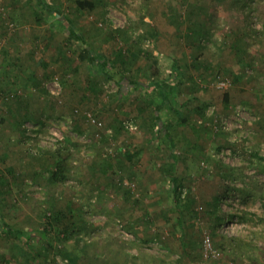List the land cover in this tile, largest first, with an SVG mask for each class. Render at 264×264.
Masks as SVG:
<instances>
[{
    "label": "rangeland",
    "instance_id": "obj_1",
    "mask_svg": "<svg viewBox=\"0 0 264 264\" xmlns=\"http://www.w3.org/2000/svg\"><path fill=\"white\" fill-rule=\"evenodd\" d=\"M8 2H0V29L27 34L32 30L28 35L36 39L12 50L11 43L19 44L0 38V65L5 64L1 59L19 64L11 67L6 62L0 70V155L7 154L6 166L0 160V173L8 177L12 195L11 200L0 196V223L32 230L28 223L40 220L36 215L40 209L54 201L56 209L75 204L72 208L81 207L96 229L69 239L65 246L95 259L93 264H264L263 252L259 261L255 258L256 247L264 250V0H235L240 11L233 9L231 0H98L100 7L93 12L77 11L75 0H44L55 12H46L45 19L35 23V6H25L23 13L31 18L25 27L11 21ZM189 12L199 46L184 37L193 32L186 20ZM242 12L248 14L251 29L247 54L232 48L234 31L243 25ZM64 18L72 26L63 29ZM77 37L91 54L85 60L78 57L82 44ZM59 48L72 61L61 91L57 93L52 82L55 76L45 81L44 94L28 89L19 77L30 70L42 77L56 69L62 60ZM119 50L124 59L131 53L133 57L116 72L106 62L114 61ZM140 51L151 52L159 62L165 78L161 94L152 87L153 79L145 77L150 62ZM194 58L201 62L197 68L191 67ZM176 60L183 66L180 74L172 69ZM98 61L106 67L97 69ZM23 98L29 99L37 117L54 115L44 127L35 119L27 121L21 138L12 112ZM164 103L180 110L185 123L177 124L178 116ZM155 105L171 122L168 135L153 134L156 127L149 118ZM79 112L82 116L91 112L103 128L78 118L81 132L74 130L73 113ZM96 130L102 139L94 142L89 134ZM57 147L63 157L70 154L71 165L55 190L46 187L45 179L54 168L50 165L33 178L25 177L17 191L15 182L35 166L33 158L19 166L21 154L38 156ZM172 147L177 154L175 174L182 176L186 188L182 199L190 191L192 200L183 209L186 232L174 226L179 215L164 168L173 162ZM78 177L83 179L79 182ZM224 195L219 210L208 209L209 202ZM215 215L228 217L216 232L210 225ZM135 222L143 232L140 237L143 234L148 241L126 229L127 223ZM206 235L215 255L205 250ZM219 239L226 250L220 249ZM53 243L55 248L46 252L34 235L26 247L21 239L0 233L2 264H70L56 254L62 243L56 239ZM231 243L242 247L240 257L230 254Z\"/></svg>",
    "mask_w": 264,
    "mask_h": 264
},
{
    "label": "trees",
    "instance_id": "obj_2",
    "mask_svg": "<svg viewBox=\"0 0 264 264\" xmlns=\"http://www.w3.org/2000/svg\"><path fill=\"white\" fill-rule=\"evenodd\" d=\"M98 1V0H97ZM96 0H75V7L77 9V11L79 12H93L95 11L97 8H99V4ZM235 0H231L230 4L234 6L233 9H235V7L240 11L241 8H239L237 5V3H234ZM35 8H36V13L37 15L34 16V20L35 23H38L40 20L45 19V13L47 12V15H50V13H54L55 11L53 10L52 6L50 5H46V3L44 2V0H37L35 2ZM55 8V7H54ZM243 9V8H242ZM192 12H189L187 14L186 20L188 21L187 23L190 24V26H188L189 31H193L191 34L190 32L185 34V39L187 40V42L195 45V46H199L200 42L197 41L195 34H197L195 27L193 25V22L191 20L190 14ZM244 14V12H242ZM248 14H244L243 16V25H239L235 31H234V43H232V48L234 50H239L242 51V53L247 54L249 48L252 46V44L250 43L251 41V34L249 33V31L251 30L249 27V20L247 16ZM13 15L10 17V19H13ZM14 20V19H13ZM12 20V21H13ZM67 18L63 19V22H61V26L63 29H65V26H72L71 22H67ZM14 22V21H13ZM242 22V21H241ZM64 23V25H63ZM188 24V25H189ZM249 28V31H248ZM200 33V31L198 32ZM194 34V36H193ZM181 36V34L179 33V37ZM249 38V41L246 38ZM70 40V38H69ZM58 52H60V55L62 56V60L59 61V66H57L56 69L54 70H47L46 72L43 73L42 77H39L36 73V71L32 74V71L30 70V72L28 71V75L26 76L24 74V77H19L20 79H22L23 81H26L27 83V88H33V89H38L39 92L41 93H46L45 91V87H44V83L46 80L53 78L54 76H58V79L60 80V82L64 83V81L66 80V73L67 71V64L68 62H72L71 59L66 56V54L63 53L62 49L59 48L57 49ZM143 55V57L147 58L150 62V65L148 68H146V71H144L143 73L145 74V77L153 79L152 81V86L154 87L155 91H157V89L159 88L158 92L159 94H161L162 92V81L165 80V78H163L162 74H161V68L159 66V62L157 60V58L153 57L151 52L150 53H144L142 51H140ZM131 53V51H130ZM132 54V53H131ZM131 54L128 55V57L126 59H124L126 56L125 54H123L120 50L117 52V54H114V61H111L109 58L107 59L108 62H106V64L108 63V65L110 66V70H114L116 72H120L121 69H125L126 64L129 63V61H131L130 59L133 57H131ZM90 55L89 49L86 48H82L81 52L79 53V56L81 58V60H85L86 58H88ZM58 57V56H57ZM195 59V58H194ZM7 62L11 67L12 65H19V64H15L16 62H12L10 60L9 61H5ZM117 62V63H116ZM251 62V60H250ZM106 64H103V68L106 67ZM117 64L118 67L117 68ZM201 62L199 60H197V58L195 59L194 63L192 64V68H197L198 66H200ZM7 65V64H6ZM122 66V67H121ZM182 65L176 60V62L172 63V69L174 72L179 73L182 70ZM187 68H190L188 66H185ZM186 68V69H187ZM26 69L21 70L22 72L25 71ZM61 70V71H59ZM109 70V72H110ZM57 72V73H55ZM108 72V74H109ZM20 73V72H19ZM24 73V72H23ZM58 74V75H56ZM162 77V78H161ZM128 81H130L132 78L131 77H125ZM237 78V77H236ZM160 79V80H158ZM139 83V82H137ZM140 87H143L144 85L141 83L139 84ZM157 92V93H158ZM163 95V94H162ZM20 102H16L15 105L17 104V108L14 109L15 111L12 112L13 117H14V121L12 122L14 124V128L17 129V133L18 135L23 138V136L25 135V132H27V128L25 127V123L27 121H33V119H35L37 121V123L40 125V127H44L46 124V121L52 117V115L54 114H46V118H42L41 116H43V114L41 116L36 115V113H34V110L31 109L30 106V102L28 98H23L21 100H19ZM155 101V100H154ZM151 102L153 103V100H151ZM164 108H166L168 111L173 112L176 116H178V122L177 124L181 125L183 123H185L186 119L182 117L181 115V111L176 109L174 106H172L170 103H164ZM73 112V111H72ZM74 117H73V128L74 130L81 132L80 129H78V118H82L84 119L85 116H82L81 113H73ZM75 114L77 115L75 117ZM35 115V116H34ZM45 115V114H44ZM151 120V124L153 125V127H156L154 133H158V134H167L168 135V126L171 124V122H167L166 120L163 119L162 115H160V107L155 105V110H154V114L153 116H151V118H149V121ZM151 125V126H152ZM38 130L43 131V128H39ZM99 130H96L94 132H92L91 134H89V137L92 141H96L99 139L100 134L98 132ZM171 138V137H170ZM169 154L170 157L173 159V162L169 164V166H165V172L169 177V180L171 182V194L173 196V201H174V206L175 209H177V213L179 216L176 217V220H174V226L180 227V230L186 232V229L184 228L185 224L183 223V209H186L187 206H189V203L192 201L189 198L190 194L188 191V193L186 194V196L182 199L183 194L186 193V188L184 186V181L182 176H178L175 174V170H176V161H177V154L175 152V149H173V147L169 150ZM28 154V152H24L21 154V157L19 158L20 163H18L19 166L24 165V163L26 161H30V159L33 160V166H34V170H31L29 172H27V174H23L20 176V179L18 180V182H15L16 186V190L20 191L21 186L23 185V180L25 177L28 178H33V176L37 175L38 173H42L46 170H48V168H50V165H52V167H54L53 169L50 170V178L46 181H48L46 183V187L47 188H51L54 189L58 186L59 184V180L60 178L62 179L63 177L67 176L70 172V165L71 162L69 160V156L70 154H67L66 156H62L61 154V150L59 149V147H57V149L55 150H42L38 156H34ZM128 157L131 159L132 158V154H127ZM7 154H2L0 155V160L4 163V166H6L7 164H5L7 162ZM24 160V161H22ZM36 161V162H35ZM49 165V166H48ZM15 166V165H13ZM108 166V165H107ZM23 173V172H22ZM20 175V174H19ZM34 176V177H35ZM82 177H78L77 180L80 182ZM83 179V178H82ZM9 182V183H7ZM115 183V182H114ZM14 184V183H13ZM81 184V183H80ZM117 184H115L114 186H116ZM54 186V187H53ZM53 187V188H52ZM10 181L8 179V177L6 175H4V173H0V196L6 200H11L12 195L10 194ZM128 195V193H127ZM188 195V196H187ZM0 198V200L2 199ZM63 199H66L65 197ZM225 199V195L222 197H216L214 198L212 203H208V209L209 210H219L220 209V201ZM70 201V200H69ZM225 201V200H224ZM135 204L138 203V200H134ZM72 203V202H71ZM75 206V204H72L71 206L67 205V208L65 209H56V203L55 201L52 202L48 208L45 209H40L39 212L36 213V215L39 217V221L32 223L31 222L28 223V225L34 226V228L32 230H27L26 228H24L23 225L19 226V225H13L9 222L3 221L2 224L0 223V233L8 236V237H12L15 239H21L22 242H24V244L26 245V247H29L30 244V239L32 237V235L36 236L37 238H39V240L42 241L43 246L42 248L44 249V251L49 252L52 251L55 247H54V239H56L58 242L62 243V248L60 249V251H56V254L61 255L63 258L66 259V261L70 262V264H78L79 262H82V264H93V262H95V259L91 260V257L88 256H81L78 255L76 253L75 250H71V249H67L65 246V242L69 241V239H73V238H77V236H80L81 234H87L90 235L92 232L95 231V225L92 223H89V221H87L85 219V214H84V210L82 211L81 207H78V209H73L72 206ZM90 207L91 203L89 202ZM95 205V204H94ZM5 207V206H3ZM0 210L2 211V207L0 205ZM0 211V213H1ZM19 216L21 217L22 214H19ZM243 216H239V219L242 218ZM43 218V219H41ZM228 217L226 215H215V217H211V222L210 225L212 227V230L214 232H216L219 227H221V225L226 221ZM135 224H137L136 222L134 224H130L127 223V226L125 225L126 229L129 231H132L134 233H136L137 236L140 237V234L143 233L140 231V227L138 226V228L135 226ZM143 228V227H142ZM183 238H181V244H182V248H184L186 250L187 244L184 241V235H182ZM91 237V236H90ZM53 239V240H52ZM140 239V241H148V239L146 240V238L143 236L138 238ZM153 239V238H151ZM222 240L219 239V247L222 250H226L225 246L222 244ZM249 245V244H248ZM31 246V244H30ZM246 246L245 245V250H246ZM230 247L233 248L232 251H230V254L235 255L237 257H240L243 253H242V247H238L237 245L231 243ZM256 260L259 261L260 258V253L263 252L264 250H261L260 247H256ZM21 250V249H20ZM242 250V251H241ZM23 253L25 254V252L23 251ZM22 253V254H23ZM234 256V257H235ZM247 257L251 258V254H249ZM4 262H2V257H0V264H2Z\"/></svg>",
    "mask_w": 264,
    "mask_h": 264
},
{
    "label": "crops",
    "instance_id": "obj_3",
    "mask_svg": "<svg viewBox=\"0 0 264 264\" xmlns=\"http://www.w3.org/2000/svg\"><path fill=\"white\" fill-rule=\"evenodd\" d=\"M2 0H0V2H1ZM37 0H9V2L6 4V6H8L9 8H10V12H12V15L14 16L13 17V23L17 26V24H18V26L20 27L21 25L23 26L24 25V27L27 25V23L31 20V18H29L28 16L26 17V15H24V13H23V10H22V8L23 7H25V6H28V5H30L31 3V5H33V6H35V2H36ZM23 3V4H22ZM0 4H2V3H0ZM27 4V5H26ZM7 7V8H8ZM11 15V16H12ZM2 17V16H1ZM67 22H71L69 19L67 20ZM72 23V22H71ZM0 25H1V22H0ZM9 26V25H8ZM10 27H12V26H10ZM70 27V26H69ZM3 28V27H2ZM7 28V27H6ZM6 28L4 27L3 29H0V31L2 32V33H0V38H3V39H5V38H7L8 40H14V42H17L19 45L18 46H15V44H12L11 43V46H12V50H14V48L15 47H20V44L24 41V43H23V45H27V43H26V41H30V43L33 41V40H35L36 39V36H34V34L33 35H28V34H30V33H34L32 30H29L28 31V34L26 33V31L25 32H22L21 30H19V31H16V30H14L12 33L11 32H8V31H6ZM5 29V30H4ZM33 29V28H32ZM34 30V29H33ZM3 31H5L6 32V34H4V32ZM22 33H24V35H22ZM75 35V34H74ZM5 36H7V37H5ZM69 37L71 38V39H74V37L71 35V34H69ZM76 40H78V42H80L81 43V39H79L78 37L76 38ZM30 43H29V45H30ZM82 44V46H81V49L82 48H86L87 49V45L84 43V40H83V42L81 43ZM21 49V48H20ZM23 51H24V49H23ZM26 51V50H25ZM26 53V52H25ZM25 53L24 54H21V56L22 55H25ZM91 55V54H90ZM90 57V56H89ZM91 60H92V58H90ZM14 62H16V61H14ZM1 63H5L4 65L3 64H1L0 65V70H1V67H3L4 66V68H6L7 67V65H6V62H3V60L1 59ZM99 66V67H98ZM98 66H97V69H102L103 68V64H102V62L100 63L99 61H98ZM32 68H34V67H32ZM92 68V67H91ZM96 69V70H97ZM92 70H93V68H92ZM92 70H90L91 72H92ZM97 72V71H96ZM95 73V72H94ZM92 75V74H91ZM131 92V91H130ZM129 92V93H130Z\"/></svg>",
    "mask_w": 264,
    "mask_h": 264
},
{
    "label": "built area",
    "instance_id": "obj_4",
    "mask_svg": "<svg viewBox=\"0 0 264 264\" xmlns=\"http://www.w3.org/2000/svg\"><path fill=\"white\" fill-rule=\"evenodd\" d=\"M52 82L58 88L57 93H59V91H61V82L59 81L58 77L55 76ZM222 84H224L223 81H222ZM84 116L89 123L96 126L98 129L103 128V123L98 118H96L91 112H85ZM129 128H132V126H129ZM204 247L206 251H209L211 252L212 255H215V252H213L211 248V241L208 235H206L204 238Z\"/></svg>",
    "mask_w": 264,
    "mask_h": 264
}]
</instances>
